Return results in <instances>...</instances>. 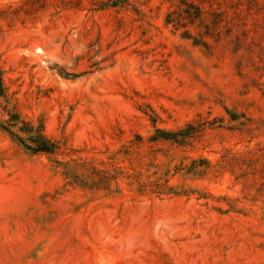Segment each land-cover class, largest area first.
I'll return each instance as SVG.
<instances>
[{
	"label": "rangeland",
	"instance_id": "1",
	"mask_svg": "<svg viewBox=\"0 0 264 264\" xmlns=\"http://www.w3.org/2000/svg\"><path fill=\"white\" fill-rule=\"evenodd\" d=\"M0 264H264V0H0Z\"/></svg>",
	"mask_w": 264,
	"mask_h": 264
},
{
	"label": "trees",
	"instance_id": "2",
	"mask_svg": "<svg viewBox=\"0 0 264 264\" xmlns=\"http://www.w3.org/2000/svg\"><path fill=\"white\" fill-rule=\"evenodd\" d=\"M20 129L27 134L25 139L29 141V144L25 143L23 138L18 137L17 139L27 150L32 152H51L53 150L52 142H50V140L41 133L33 132L31 127H21ZM8 132L12 133L10 131Z\"/></svg>",
	"mask_w": 264,
	"mask_h": 264
}]
</instances>
